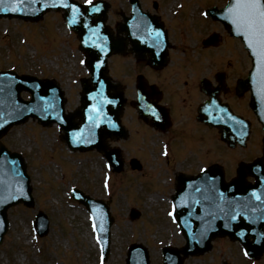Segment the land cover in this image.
Listing matches in <instances>:
<instances>
[{
  "label": "rangeland",
  "instance_id": "374dc122",
  "mask_svg": "<svg viewBox=\"0 0 264 264\" xmlns=\"http://www.w3.org/2000/svg\"><path fill=\"white\" fill-rule=\"evenodd\" d=\"M111 2L112 9H119V6L126 7L125 0H112ZM173 6L167 7L168 11ZM198 10V8H194V12H188L185 22H195L193 18ZM59 16L52 12L37 25L0 21V65L2 68H13L18 72L25 71L38 76L60 78L67 90L69 106L73 107L77 100L78 88L74 86L71 75L67 77L65 74H60V68L74 69L72 72L75 74L77 71L78 75H83L84 70L80 65V55L77 51L66 47L65 55L62 58L66 60L65 62L56 58L58 56L56 54L60 53V50H50L60 39L57 33L53 34L54 23L50 24L52 30L47 25L50 22H59ZM199 27L202 28L201 24ZM44 29L46 37L42 38L40 32H43ZM65 31L64 27L62 32ZM21 39L25 41L22 42ZM194 43L193 39L183 42L186 54L191 52ZM235 45L224 41L223 45L213 52L216 55L231 54ZM69 46L72 47L70 43ZM35 50L40 51L41 56L36 57ZM116 66L118 65L112 64L113 77L121 79L123 72ZM124 80L128 82L129 78L125 77ZM128 95H133L131 90L128 91ZM123 120V123L130 129V138L126 146L124 145L126 148L128 143L138 135L137 129L144 133L146 129L142 123L137 125L138 120L135 113L129 107L125 109ZM56 136L57 132L54 127L44 128L33 121H28L21 127L14 128L4 138V143L10 149L22 152L26 158L27 172L32 179L35 204L32 208L16 205L7 210L8 232L3 245H0V264H96L97 253H99L97 244L92 238L86 210L69 199V190L72 186H77L94 197H101L104 200H107L109 196L112 198L109 202L110 211L114 217L112 243L105 264H124L126 247L136 240H142L148 245L152 264H161L160 246L170 242L179 244L181 240L179 241V238L175 236L169 218H162L168 204L160 200L158 194H144L143 198L139 197L143 190L146 193L159 192L165 197L168 196L166 184L160 183L161 178L158 181L153 173L154 170L158 171L159 166L157 165L161 163V159H157V148L153 149L152 146L154 144L157 146V142L161 146V141L155 136L156 141L154 137H148V139L145 137L144 141L137 142L142 137L137 136L135 142L129 144L133 146L129 156L135 155L143 162L142 170L140 172L132 171L129 170V167H125L121 172H112L105 167L104 159L98 152H70L63 143L62 145L57 142L58 137ZM215 141L217 142V140ZM216 142H212V153L207 160L221 162L226 170L229 168L225 157L231 161L228 159L231 156L243 158L260 151L257 140H252L245 149H241L243 151L239 152L240 154L228 150H226L227 153H224L219 144L217 148ZM120 144L123 147L122 143L118 145ZM112 145H116V143H112ZM130 148L128 147L127 151ZM125 157L127 158V156ZM167 160L169 159L166 158L164 161ZM105 173L110 175L108 179L109 193L105 192L102 182ZM147 174V177H143ZM127 178L128 181H126ZM137 189H139L138 192H136ZM152 196H156L155 199ZM131 206H138L139 208H136L140 211V216L134 220L129 218ZM37 210H43L50 221L47 236L39 239L33 233L29 223ZM145 210L151 216L154 213L156 218L146 219ZM141 216L144 218H140ZM136 226L140 229H137ZM223 261L230 264H264V256L259 261L252 262L243 256L237 242L219 238L213 241L210 251L202 255L188 257L183 264H223Z\"/></svg>",
  "mask_w": 264,
  "mask_h": 264
},
{
  "label": "water",
  "instance_id": "95a60500",
  "mask_svg": "<svg viewBox=\"0 0 264 264\" xmlns=\"http://www.w3.org/2000/svg\"><path fill=\"white\" fill-rule=\"evenodd\" d=\"M235 2V0H231V7L233 5V3ZM262 2H264V0H262ZM49 6H64L67 7L69 9V3L67 0H56L53 2H49V1H45V2H40L39 0H36L34 3V9H43ZM42 11V10H41ZM41 11L39 13H37L35 15V13L32 12H22V13H18L16 11H10L7 12L8 14H13V15H19L22 17H32L31 15H34V19L38 18L41 16ZM238 33H240L242 35V37L244 38V41L246 42V45L248 47V49L250 50L251 55L254 57V64H255V68L253 70V72L256 70V65H257V55L255 53V51L253 50V42L251 39V44L252 46H249V42L250 39L248 38L249 36L243 34V30H237ZM259 45V59L262 61V63L264 64V51H262L260 44ZM252 72V74H253ZM21 81L15 80V83L12 84V89L14 91V97L18 99L17 94L21 89H28L29 91L33 92L34 94V100H36V95H38V103L41 106V110H45V116H48L47 118H40L39 119L42 122L48 123L54 120H64L66 118V120L69 122V126H71L72 124V117H65L62 113V103H61V93L57 90L56 86L52 83V82H46V83H36L34 82L32 79H27L25 77H21ZM262 82L264 83V74L261 77ZM249 82V80H248ZM251 87L253 89V94L255 99L252 102V107L254 108V110L258 113L259 117L261 118L262 122L264 123V92L261 95V90H262V84L261 82L255 78V77H251ZM34 85L36 86V89L38 88V92L36 93ZM33 86V87H32ZM49 93V95H48ZM47 95V97H46ZM54 98L56 100V107L53 109L52 105H48L47 103L50 102L52 99ZM47 100L45 104L42 103V101ZM47 104V105H46ZM119 106L120 103L118 105L115 106H111L109 105L107 108V111L110 113V115L117 119V115H118V111H119ZM84 106L81 108V110H84ZM51 111V112H50ZM56 112V113H52V112ZM32 114L36 115L35 113L37 112H26L21 114L19 117H16L15 119H10L8 120V122H6V120L2 121V126H0V134H2L11 124L16 123L17 121H21L24 120L28 114ZM37 116V115H36ZM1 121V119H0ZM62 123V122H60ZM114 129V128H112ZM104 132H107V130H103ZM99 134H102V131L99 132ZM2 161V162H1ZM3 164L9 166V169L12 170L11 173V185L14 187H20L23 182H24V177L22 174V170H23V166L20 162V160H18V157L16 155L13 154H9L7 153L3 148L0 150V171L3 169ZM241 180V179H240ZM264 183V182H263ZM259 185H256V187ZM221 188H223V186H221ZM227 192H231V195H236L237 193H239L240 190H228V186L225 189ZM248 191V189L245 188H241V193L242 194H246ZM17 196H14L11 198V200L15 199ZM253 200L250 201V203H252ZM10 203V202H8ZM7 202H4V204L0 205V217L4 218V208L7 206L8 204ZM244 229L242 232V235L240 236V238H242L243 243L245 244L246 249L248 250L249 253H251V255L255 256V254L260 253L263 249H264V207L263 208H259L258 209V215L255 216L254 218H249L248 219H244ZM233 224H237L233 223ZM241 225L238 226V229H241ZM223 231V230H222ZM235 228L233 229L232 234H234L235 232ZM252 237V241L248 242V238Z\"/></svg>",
  "mask_w": 264,
  "mask_h": 264
},
{
  "label": "snow or ice",
  "instance_id": "6c2138e0",
  "mask_svg": "<svg viewBox=\"0 0 264 264\" xmlns=\"http://www.w3.org/2000/svg\"><path fill=\"white\" fill-rule=\"evenodd\" d=\"M228 13L232 18V23L237 26V30H243V34L250 38H258V43L264 51V2L262 0H235L232 7L228 8ZM249 46H252L251 39ZM93 227L95 230V225Z\"/></svg>",
  "mask_w": 264,
  "mask_h": 264
}]
</instances>
